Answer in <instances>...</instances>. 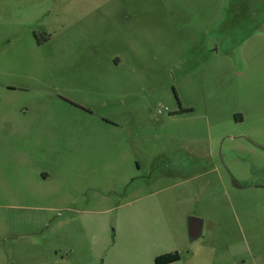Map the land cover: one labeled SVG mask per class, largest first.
Masks as SVG:
<instances>
[{
    "label": "rangeland",
    "instance_id": "obj_1",
    "mask_svg": "<svg viewBox=\"0 0 264 264\" xmlns=\"http://www.w3.org/2000/svg\"><path fill=\"white\" fill-rule=\"evenodd\" d=\"M172 251L264 264V0H0V264Z\"/></svg>",
    "mask_w": 264,
    "mask_h": 264
},
{
    "label": "water",
    "instance_id": "obj_2",
    "mask_svg": "<svg viewBox=\"0 0 264 264\" xmlns=\"http://www.w3.org/2000/svg\"><path fill=\"white\" fill-rule=\"evenodd\" d=\"M188 234L191 239L198 237L202 231V220L197 217L190 216L187 220Z\"/></svg>",
    "mask_w": 264,
    "mask_h": 264
},
{
    "label": "trees",
    "instance_id": "obj_3",
    "mask_svg": "<svg viewBox=\"0 0 264 264\" xmlns=\"http://www.w3.org/2000/svg\"><path fill=\"white\" fill-rule=\"evenodd\" d=\"M180 258L177 251L160 254L154 258L155 264H169L178 261Z\"/></svg>",
    "mask_w": 264,
    "mask_h": 264
},
{
    "label": "crops",
    "instance_id": "obj_4",
    "mask_svg": "<svg viewBox=\"0 0 264 264\" xmlns=\"http://www.w3.org/2000/svg\"><path fill=\"white\" fill-rule=\"evenodd\" d=\"M202 232V231H201ZM174 248L172 249V250H178V248H176L175 246H173ZM169 251H171V250H169ZM172 252H174V251H172ZM180 259V258H179ZM179 261V260H178ZM178 261H176V262H178ZM176 262H172L171 264H173V263H176ZM170 264V263H169Z\"/></svg>",
    "mask_w": 264,
    "mask_h": 264
}]
</instances>
